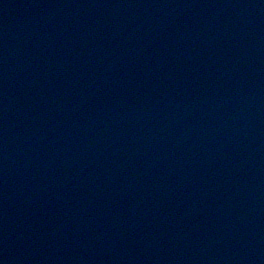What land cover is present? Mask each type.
Masks as SVG:
<instances>
[{"label": "water", "instance_id": "95a60500", "mask_svg": "<svg viewBox=\"0 0 264 264\" xmlns=\"http://www.w3.org/2000/svg\"><path fill=\"white\" fill-rule=\"evenodd\" d=\"M0 264H264V0H0Z\"/></svg>", "mask_w": 264, "mask_h": 264}]
</instances>
